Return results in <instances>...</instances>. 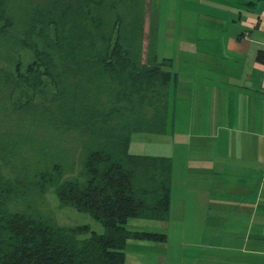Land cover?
<instances>
[{"label":"trees","instance_id":"1","mask_svg":"<svg viewBox=\"0 0 264 264\" xmlns=\"http://www.w3.org/2000/svg\"><path fill=\"white\" fill-rule=\"evenodd\" d=\"M121 1L0 0V264H126L131 239H166L127 224L166 220L172 158L130 149L134 133L167 132L177 74L164 62L143 63L122 43L120 29L115 39L107 36L105 28L122 20L94 8L113 10ZM7 47L28 48L32 63L6 68ZM258 59L264 63V51ZM71 132L86 149L83 179H63L61 163L31 176L29 154L49 157L57 135ZM47 186L105 232L11 209L17 203L32 210V197Z\"/></svg>","mask_w":264,"mask_h":264},{"label":"crops","instance_id":"2","mask_svg":"<svg viewBox=\"0 0 264 264\" xmlns=\"http://www.w3.org/2000/svg\"><path fill=\"white\" fill-rule=\"evenodd\" d=\"M175 14L167 30L192 39L152 64L177 74L168 126L191 129L168 156L166 220L128 221L166 239H131L126 264H264V0H185Z\"/></svg>","mask_w":264,"mask_h":264},{"label":"rangeland","instance_id":"3","mask_svg":"<svg viewBox=\"0 0 264 264\" xmlns=\"http://www.w3.org/2000/svg\"><path fill=\"white\" fill-rule=\"evenodd\" d=\"M182 2H185V0H127L119 2L113 10L111 8V10L94 8V13L97 16L104 15L106 17L109 15L112 18L115 14L119 15L122 22L116 24L115 30L112 23L107 27V30L105 28V31L108 33L107 36H113V39H115L118 34V29H120L122 43L126 47L134 50L135 53H138L143 63L152 64L154 57L162 60L173 54L177 56V51L179 50L178 44L184 36L192 39L190 32L183 34L178 29L174 31L167 30V21L170 18V13L171 16L176 17L177 14L174 15V13L180 10ZM170 4L171 7L168 8ZM175 7L176 10L174 12L172 8ZM100 9L103 11L101 12ZM169 9L171 10L170 13ZM205 27L203 26L200 30L201 35L204 38L213 35V31L210 32ZM101 29L102 27L100 31ZM102 30L105 32L104 29ZM217 34L218 32L216 30L214 35L216 36ZM2 59L3 65L6 68L18 65L24 70L32 63L34 56L28 48H18L12 51L7 47L4 50ZM49 88L51 89V86ZM182 98L180 97L179 101ZM183 123L184 121H179L178 123L176 122V125L168 126V130L164 134L134 133L132 135L130 151L132 153H143V155L150 156H171L174 151L175 140H182V136L188 134V131L191 129L188 126H183ZM46 134L41 130L39 137H44ZM57 136L54 140L55 147L52 149L49 157L42 158L29 154L28 159L31 164L29 167L31 176L42 171H51L55 163H61L64 170L63 179H83L82 172L84 170L83 162L86 149L84 148L82 139L73 132L59 133ZM180 147V145L176 146L175 153L181 154L186 151L184 146L185 150L180 149ZM31 203L32 210H29L25 205L17 203H13L11 209L13 211L32 212L34 216H41L53 225L66 228L85 225L90 228V231H96L98 233L105 232L103 224L88 212L81 211L73 205L61 204L54 190L49 186L45 188V192L36 193L32 197ZM130 220L141 222L143 219Z\"/></svg>","mask_w":264,"mask_h":264}]
</instances>
